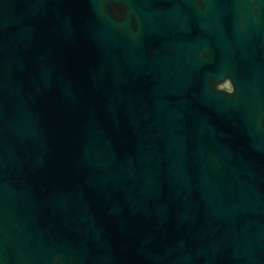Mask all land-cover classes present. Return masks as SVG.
Listing matches in <instances>:
<instances>
[{"label":"water","instance_id":"obj_1","mask_svg":"<svg viewBox=\"0 0 264 264\" xmlns=\"http://www.w3.org/2000/svg\"><path fill=\"white\" fill-rule=\"evenodd\" d=\"M219 3L0 0V264H264V0Z\"/></svg>","mask_w":264,"mask_h":264},{"label":"flooded vegetation","instance_id":"obj_2","mask_svg":"<svg viewBox=\"0 0 264 264\" xmlns=\"http://www.w3.org/2000/svg\"><path fill=\"white\" fill-rule=\"evenodd\" d=\"M213 2H220L218 5H214L212 8L214 12H219L220 17L218 22H213V29L218 26L222 29V36L223 40L222 42H225L226 37L229 34V31H231V27L234 26L240 35L239 41L242 42L245 31H246V26H247V18L249 15H253L254 17H257V9L256 6L252 3V5H248L249 2H255L256 0H212ZM199 8V6H197ZM202 6H200L201 9ZM115 16L119 15L120 12L114 11L113 12ZM133 15V14H132ZM131 19L133 17L130 16ZM131 35H132V46L136 47L138 43V39L136 37L137 35V27H136V22L133 20L131 21ZM223 46L225 45L224 43L222 44ZM212 48L215 47V43L213 40L212 43ZM215 64V63H214ZM247 66L245 65L244 68H240L237 71H235V75L239 73V75H242L246 73L247 71ZM244 72V73H243ZM229 72L228 74H223L222 75V81L216 84V89L217 87L222 91L227 93L230 88L234 89L233 85V74ZM246 76V75H245ZM232 82H230V81ZM234 93V92H233ZM232 93V94H233ZM231 94V95H232ZM25 99V97H24ZM50 237V239H49ZM51 241V231H48V234L46 236V244L49 245ZM51 257V256H50ZM50 262V261H49Z\"/></svg>","mask_w":264,"mask_h":264},{"label":"clouds","instance_id":"obj_3","mask_svg":"<svg viewBox=\"0 0 264 264\" xmlns=\"http://www.w3.org/2000/svg\"><path fill=\"white\" fill-rule=\"evenodd\" d=\"M230 81V80H229ZM231 82V81H230ZM232 83V82H231ZM217 91L222 92L218 87H217ZM234 92V89L230 88L229 91L227 92V94L231 95Z\"/></svg>","mask_w":264,"mask_h":264}]
</instances>
